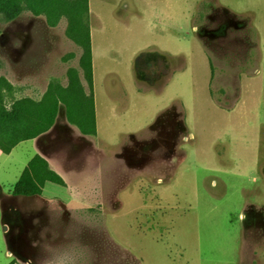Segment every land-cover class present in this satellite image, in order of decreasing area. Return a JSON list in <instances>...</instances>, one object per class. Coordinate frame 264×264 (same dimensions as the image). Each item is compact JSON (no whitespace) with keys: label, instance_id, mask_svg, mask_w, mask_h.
<instances>
[{"label":"rangeland","instance_id":"374dc122","mask_svg":"<svg viewBox=\"0 0 264 264\" xmlns=\"http://www.w3.org/2000/svg\"><path fill=\"white\" fill-rule=\"evenodd\" d=\"M252 1L257 10L239 12L218 9L216 0L91 1L84 23L94 29L101 129L111 139L125 133L105 150L111 181L134 190L120 192L121 208H108L117 216L104 222L97 211L76 221L75 232L91 237L82 264H126L121 242L141 264H264V44L253 24L264 33V0ZM68 25L28 10L0 16V80L12 86L11 99L38 101L52 81L68 84L82 54ZM152 43L177 54L173 71L188 70L172 80L167 111L144 127L164 102L137 91H157L164 80L149 83L132 59ZM60 134L68 150L75 137Z\"/></svg>","mask_w":264,"mask_h":264},{"label":"crops","instance_id":"0c3cea01","mask_svg":"<svg viewBox=\"0 0 264 264\" xmlns=\"http://www.w3.org/2000/svg\"><path fill=\"white\" fill-rule=\"evenodd\" d=\"M91 1L87 0L90 14L93 10ZM216 1L218 4L220 3L217 8L221 10H230L231 8L238 12L239 10H257L255 2L252 0ZM126 8L127 4L124 5V9ZM253 24L259 34L260 46L264 44L262 25ZM89 26L96 134L81 133L76 125L67 120L65 112L62 114L58 110L53 125L47 131L17 143L8 154L0 150V209L7 258L5 264L84 263V255L87 250L83 248L85 246L81 245L89 242L91 237L88 232L85 235L75 232L76 221L81 219L84 221L85 217L89 218L97 211L101 212V215L104 214V222L106 215L117 216V211L112 212L108 208L113 206L121 208L123 198L120 192L127 189L134 190V188H128L126 184L123 186L111 181L114 172L110 169V159H107L105 150L117 145L120 137L125 133L119 131L111 139L106 137L101 129L103 118L99 112L97 98L94 29L91 23ZM176 55L168 47L157 43L144 45L139 51H136L132 59L135 70L144 72L143 75L146 73L145 79L148 78L149 83L153 79L155 83L160 79L164 80L157 91L145 89L144 92L137 91V93L151 94L150 92H154L153 97L163 101L172 80L178 76H185L188 70L187 67L179 72L172 70L171 65L175 63ZM185 55L187 56V54ZM156 67L158 69H155V74L154 68ZM168 99L171 100L170 97ZM238 103L239 101L235 102L228 111H234ZM168 108L169 106H166L165 102L157 106L152 111L151 117L144 123V127L149 126L155 114L158 117ZM59 132L74 135V142L69 139L70 136L68 138L70 142L68 150L63 151L59 147L63 142ZM36 155L46 160L49 168L63 179L64 184L47 181L38 194H16L14 188L17 180L28 162ZM5 187H8V192L4 191ZM138 190L143 191L144 188L139 186ZM250 204L247 203L245 206ZM241 213L242 211L238 216ZM137 215H139L138 211L135 216ZM137 218L138 216L136 220ZM107 235L112 239L109 233ZM116 244L133 254L127 244L123 242Z\"/></svg>","mask_w":264,"mask_h":264},{"label":"trees","instance_id":"16d2710c","mask_svg":"<svg viewBox=\"0 0 264 264\" xmlns=\"http://www.w3.org/2000/svg\"><path fill=\"white\" fill-rule=\"evenodd\" d=\"M83 1L84 10H79L78 0H0V16L5 21H10L25 10L44 15L51 25L64 16L69 22L67 35L82 49L79 68L68 70V84L63 86L52 81L38 101L29 97L11 99L12 86L0 80V150L3 153L8 154L17 143L47 131L53 125L60 105L65 108L67 120L76 125L81 133L96 134L90 34L84 23L88 7L87 0ZM79 70L86 81L88 92L78 76ZM85 102H89L88 111H85ZM47 181L64 184L63 179L49 168L46 160L36 155L22 171L14 191L21 195L38 194ZM122 251L127 255L126 264H141L129 251L124 248Z\"/></svg>","mask_w":264,"mask_h":264},{"label":"flooded vegetation","instance_id":"af4514ba","mask_svg":"<svg viewBox=\"0 0 264 264\" xmlns=\"http://www.w3.org/2000/svg\"><path fill=\"white\" fill-rule=\"evenodd\" d=\"M156 69H158V67H156ZM249 215H250V216H249ZM253 215H255V214H251V213H249L247 217H251V216H253ZM262 218H263V220H264V215L262 216Z\"/></svg>","mask_w":264,"mask_h":264}]
</instances>
